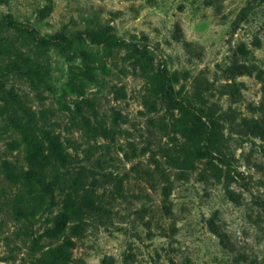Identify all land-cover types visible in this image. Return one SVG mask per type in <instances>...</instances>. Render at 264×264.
Listing matches in <instances>:
<instances>
[{"label": "rangeland", "instance_id": "1", "mask_svg": "<svg viewBox=\"0 0 264 264\" xmlns=\"http://www.w3.org/2000/svg\"><path fill=\"white\" fill-rule=\"evenodd\" d=\"M160 67L189 96L197 77L219 150L148 89ZM250 118L264 127V0H0V264H41L63 242L70 264H264V135ZM27 124L64 156L44 186L14 170ZM71 180L82 223L60 215Z\"/></svg>", "mask_w": 264, "mask_h": 264}, {"label": "trees", "instance_id": "2", "mask_svg": "<svg viewBox=\"0 0 264 264\" xmlns=\"http://www.w3.org/2000/svg\"><path fill=\"white\" fill-rule=\"evenodd\" d=\"M92 40L96 42L110 43L118 41L112 33L106 32L103 35L96 36L95 33H88ZM55 36L52 35V39ZM25 60L27 67H34V61L29 57H22ZM37 64V63H36ZM248 68V65H242ZM250 72V70L248 71ZM178 76L175 70L170 71L166 67L156 68L151 73V80L148 89L162 98H167L173 103L174 108L177 109L180 119L182 120L183 127L182 134L192 142L197 141L200 145L203 144L205 151L219 150L222 140L224 139L222 124L219 121V113L214 102H208L209 96L204 94L197 86V77H194L192 84V95H186L177 88ZM199 101V104L196 103ZM251 125V130L257 131L260 135H264V127L258 123L257 119L250 118L248 120ZM24 153L26 159V167L20 165L15 167L14 170L19 175L20 181L31 183H39L44 186L45 169L48 165L54 164V160L62 161L64 156L60 149L57 147H48L45 142L40 139H35L36 135L30 124L26 125L24 130ZM54 144V143H53ZM48 182V181H47ZM68 191L63 199V209L60 215L65 217V220H72L74 222H83L82 215L89 211L87 203L82 199V194H79L77 182L71 180L68 183ZM89 208V209H88ZM208 224L212 230L219 235H224V231L217 227L213 220H209ZM62 229V228H61ZM65 243V242H63ZM57 244L49 247L40 255L41 264H70V250H66V243ZM157 264H165L164 262H157ZM169 264H174L170 261Z\"/></svg>", "mask_w": 264, "mask_h": 264}]
</instances>
